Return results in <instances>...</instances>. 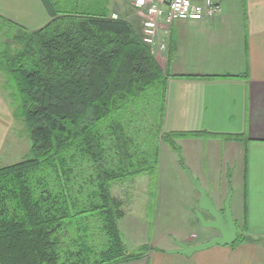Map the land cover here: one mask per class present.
Returning <instances> with one entry per match:
<instances>
[{"label":"trees","instance_id":"16d2710c","mask_svg":"<svg viewBox=\"0 0 264 264\" xmlns=\"http://www.w3.org/2000/svg\"><path fill=\"white\" fill-rule=\"evenodd\" d=\"M42 1L52 20L37 31H17L20 47L14 51L1 44L2 67L9 90L12 85L17 92L13 99L20 103L31 153L0 167V264L137 260L144 252L127 250L119 226L125 213L111 186L147 172L156 175L160 151L151 148L150 159L135 140L122 143L129 130L123 112L155 94L162 124L167 77L143 41L141 18L138 28L76 1L60 7L58 1ZM6 23L0 17V27ZM177 134L159 140L178 149ZM112 151L116 163L108 161ZM131 155L134 162L127 160ZM90 218L101 223L100 247L92 241Z\"/></svg>","mask_w":264,"mask_h":264},{"label":"crops","instance_id":"0c3cea01","mask_svg":"<svg viewBox=\"0 0 264 264\" xmlns=\"http://www.w3.org/2000/svg\"><path fill=\"white\" fill-rule=\"evenodd\" d=\"M53 4L60 7L63 1ZM0 17L32 31L50 20L42 0H0ZM159 34L168 44L167 51L155 55L167 77L161 125L169 135L178 133L173 137L178 149L166 141L157 145V174L164 193L163 199L159 196V214L171 221L167 230L177 232L178 241L196 245L219 235L199 222L194 209L200 196L187 167L218 209H224L232 187L230 207L238 240L241 235L246 239L191 256L168 252L178 246L167 242L123 264H264V0H222L218 15L179 20ZM1 44L0 36V52ZM7 80L0 60V155L17 115ZM143 185L135 178L112 184V195L125 213L122 219L130 213L134 197L146 193Z\"/></svg>","mask_w":264,"mask_h":264},{"label":"rangeland","instance_id":"374dc122","mask_svg":"<svg viewBox=\"0 0 264 264\" xmlns=\"http://www.w3.org/2000/svg\"><path fill=\"white\" fill-rule=\"evenodd\" d=\"M51 1V0H50ZM54 1V0H52ZM65 3H69L70 1L81 2L82 6H88V9L93 11H101L108 13L112 18V14H118L119 17L117 19L127 20L130 23H133L135 26L140 28L139 22L140 17L134 10L131 0H62ZM64 5V4H63ZM70 4L69 6H71ZM83 8V7H82ZM73 10H77L76 7L71 8ZM50 16V15H49ZM52 20L50 16L49 22ZM48 22V23H49ZM3 23V21H1ZM11 23V22H10ZM6 23L4 28L0 29V36L2 38V44L7 43L6 46L10 47L12 51L15 48L20 47L18 43H16L18 33L17 31H28L26 33L32 32V30H28L20 25L15 23ZM41 28L37 29L40 30ZM33 30V31H37ZM12 32L13 35L10 37L7 36L8 33ZM10 39V40H8ZM1 52H0V60L1 65L3 64L2 55L5 54L4 50L6 49L5 45H1ZM152 50L153 48L150 47ZM155 50V49H154ZM11 52V51H10ZM159 54L158 51H156ZM9 53V51L7 52ZM3 68V67H2ZM3 70L6 71L5 68ZM7 72V71H6ZM8 74V73H7ZM6 85L9 86V80L6 81ZM7 86V88H8ZM10 95L12 98V102H15V115L16 116V123L14 128L11 130V135L7 138L5 142L3 151L0 155V167L6 166L9 164L17 163L22 161L23 159L30 156L31 153V141L29 139L28 131L26 128L25 119L21 113V109L19 107L20 103L17 100L13 99L14 95H17V92L14 89V86L10 85ZM9 90V88H8ZM13 96V97H12ZM17 97V96H15ZM161 98L159 96L156 97L154 94H149L144 96L141 100L134 103L130 106L128 111L123 112L124 119L126 121L123 122V127L128 126L129 130L126 131L125 137L122 140V143H127L129 140H135L137 145L139 146V153L143 154L146 153L147 157H150L148 151L151 152V148L156 147L158 145V141L162 136H168L169 133L164 132L163 126L160 123V106ZM163 131V132H162ZM107 139L108 144H111L112 141ZM116 148V141L114 143ZM127 147L129 145L127 144ZM108 161H113L116 163L117 157L114 155V151L109 154ZM127 160L135 161L134 156L127 157ZM158 170V166H157ZM154 176H147L148 174H142L140 176H133L129 177L127 180L137 179L138 183L141 181L145 182L143 185L146 189V193L140 191V196L134 197L132 202V207L130 208V213L126 216V218L121 219L119 226L121 232L125 235L124 240L126 244L130 247L132 253H139L144 250L150 249L152 246H164L167 242L177 243L178 242V233L175 231L169 232L167 230V225L171 224V221H166L164 218H161L160 210H163V203L160 205L161 200V191H162V184L159 173ZM160 170V168H159ZM115 183V182H114ZM119 187V186H118ZM149 189V193H148ZM231 192V199L233 196L232 187H230ZM162 191V196H163ZM149 196L148 199L143 198V196ZM227 195V196H228ZM161 198L163 199V197ZM227 198V197H226ZM226 200V199H225ZM137 202V203H136ZM125 208V207H124ZM144 210H146V217ZM159 214V216H158ZM158 216V218H157ZM155 217V218H154ZM157 218V219H156ZM88 222L91 223L90 229L93 235V240L95 241L94 244L97 247H100L101 237L102 234L100 232V222L93 218L88 219ZM176 225L177 223L174 222ZM200 226V224H198ZM197 228H192V231H196ZM150 230V232H149ZM149 232V234H148ZM64 240V244L68 243L69 241L66 238H62ZM64 245V246H65ZM136 245V246H135ZM143 245L146 246L145 249H139V246ZM99 250V249H97Z\"/></svg>","mask_w":264,"mask_h":264},{"label":"built area","instance_id":"2783aa9c","mask_svg":"<svg viewBox=\"0 0 264 264\" xmlns=\"http://www.w3.org/2000/svg\"><path fill=\"white\" fill-rule=\"evenodd\" d=\"M141 18L142 37L145 43L159 52L166 50V40L160 39V29L176 21H197L218 15L222 0H131ZM118 18V14H113Z\"/></svg>","mask_w":264,"mask_h":264},{"label":"water","instance_id":"95a60500","mask_svg":"<svg viewBox=\"0 0 264 264\" xmlns=\"http://www.w3.org/2000/svg\"><path fill=\"white\" fill-rule=\"evenodd\" d=\"M184 168L191 182L196 186L199 192L200 197L198 199V206L194 211L200 224L205 228L217 230L219 235H215L208 241L196 245L178 241V247L168 252L191 256L195 252L209 249L214 246H232L238 240V228L230 207L231 192L225 200L224 209H218L214 199L208 194L201 182L194 177L190 169L187 167Z\"/></svg>","mask_w":264,"mask_h":264},{"label":"bare ground","instance_id":"6f19581e","mask_svg":"<svg viewBox=\"0 0 264 264\" xmlns=\"http://www.w3.org/2000/svg\"><path fill=\"white\" fill-rule=\"evenodd\" d=\"M135 10V9H134ZM136 11V10H135ZM136 13H137V11H136ZM138 14V13H137ZM139 15V14H138ZM140 17V16H139ZM198 21V20H197ZM143 38V37H142ZM144 41V40H143ZM147 44V43H146ZM148 45V44H147ZM150 47H152L153 49H155L156 51H158L154 46H151V45H149ZM167 48H168V44H167V42H166V50L165 51H167ZM165 51H163V53L165 52ZM159 52V51H158ZM159 53H161V52H159Z\"/></svg>","mask_w":264,"mask_h":264}]
</instances>
